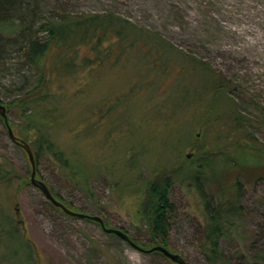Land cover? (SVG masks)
Wrapping results in <instances>:
<instances>
[{
  "label": "rangeland",
  "instance_id": "1",
  "mask_svg": "<svg viewBox=\"0 0 264 264\" xmlns=\"http://www.w3.org/2000/svg\"><path fill=\"white\" fill-rule=\"evenodd\" d=\"M20 1L34 4L41 15L113 11L136 25L157 30L224 76L229 87L235 89L230 98L234 109L245 116V131L264 146V0ZM35 24L29 26L30 31ZM14 56L8 54L7 63L0 66L3 103L34 81V72ZM138 67L105 64L92 72L82 70L74 78L61 79L65 99L57 102L59 114L53 112L48 133L67 159L82 163L86 178L82 182L69 180L55 162L43 155L38 157L34 170L38 179L77 211L98 215L105 226L124 230L132 241L150 245L152 240L139 204L142 181L158 169L182 165L183 157L194 153L192 144L201 146L214 141V135L202 127L206 119L203 107L208 99L187 112L185 104L173 101L181 95L182 85L191 87L194 77L190 72L173 67L170 75L158 73L146 78L159 85L157 91L164 88L162 95H168L174 105L167 122L166 117L158 118L156 108L161 96L151 89L148 93L140 82L128 87L136 82ZM174 72L179 74L175 79ZM75 89L80 94L71 96ZM223 100H219L222 109L229 104ZM6 117L13 134L20 137L22 133L13 128L21 120L16 109L6 110ZM42 121L47 123V119ZM176 138L183 145L181 151L172 152L168 145ZM131 154L133 157L128 158ZM3 159L6 168L11 166L15 173L29 179L26 158L8 139L0 121V160ZM242 160L249 158L242 156ZM257 174L264 171L244 172L242 180L248 182L241 190L238 229L219 239L228 264H250L248 259L264 263V177H255ZM176 175L169 188L174 215L166 248L179 254L185 264H206L193 241L201 222V199L191 180ZM14 185L15 180L9 187L0 186V212L11 218L31 242L32 253L41 264H170L158 253H142L117 236L103 232L96 222L61 213L30 183L17 192ZM0 223L5 225L6 221L0 217ZM3 240L5 251L10 253L14 247L9 244L13 241L8 240L19 239L6 236ZM24 255L23 250L17 253L18 259Z\"/></svg>",
  "mask_w": 264,
  "mask_h": 264
},
{
  "label": "trees",
  "instance_id": "2",
  "mask_svg": "<svg viewBox=\"0 0 264 264\" xmlns=\"http://www.w3.org/2000/svg\"><path fill=\"white\" fill-rule=\"evenodd\" d=\"M41 13L34 4L20 0H0V66L7 63L8 54L12 53L15 60L18 59L34 72L33 84L28 89L7 103H0L6 110L16 109L21 120L14 123L13 128L22 133L17 138L29 145L35 168L38 157L43 155L55 162L69 180L82 182L86 178L82 163L67 159L48 133L53 124L48 125V121L54 118L53 112H58L60 108L57 102L65 99L61 85L64 77L74 78L82 70L89 73L105 64L111 67L121 64L139 66L136 82L128 87H135L140 82L148 93L151 89L157 96H161L156 108L160 115L158 118L166 117L168 122L174 112V105L168 101V95H162L164 88L157 91L159 85L146 78H152L158 73L170 75L173 67L190 72L194 77L191 87L182 85L181 95L173 101L185 104L187 112L208 99L203 107L206 119L202 127L207 132H213L214 141H207L201 146L192 144L194 153L189 158L183 157L182 165L158 169L150 177L144 178L139 204L152 243L145 245L136 240L133 242L142 248L152 245L167 247L169 225L174 215L169 188L176 174H180L181 178L192 181L202 202L201 222L193 240L197 251L206 264H228L220 249L219 239L238 229L242 210L241 190L248 182L242 180V176L246 170L264 171V146L245 131V116L234 109L230 98L235 89L229 87L224 76L210 68L205 60L187 54L157 30L136 25L113 11ZM36 18H39L37 22ZM34 23L35 27L30 31L29 26ZM78 94L80 90L75 89L71 96ZM223 98V102H229L224 109L219 105V100ZM45 119L47 123L42 121ZM0 121L4 124L2 117ZM182 145L183 141L176 138L168 146L172 147V152H179ZM20 150L26 158L25 152ZM242 156L249 160H242ZM132 157L131 154L128 158ZM5 162V159L0 160V186L9 187L15 180L14 190L17 192L29 184L26 175L15 173L11 166L6 168ZM26 163L28 166L27 158ZM35 174L39 178L37 172ZM259 176L264 177V174L255 177ZM135 178L134 182L137 181ZM46 186L56 200L76 210L51 186ZM53 207L63 213L58 207ZM0 217L6 221L5 225L0 223V264H41L32 253L31 242L13 224V220L1 212ZM6 236L19 239L8 240L13 241L9 244L14 247L10 253L5 251L3 239ZM21 250L25 255L23 259H18L17 253ZM150 253L160 254L157 251ZM243 258L246 259V256L243 255ZM166 259L170 264H178ZM248 261L250 264H264L252 259Z\"/></svg>",
  "mask_w": 264,
  "mask_h": 264
},
{
  "label": "water",
  "instance_id": "3",
  "mask_svg": "<svg viewBox=\"0 0 264 264\" xmlns=\"http://www.w3.org/2000/svg\"><path fill=\"white\" fill-rule=\"evenodd\" d=\"M0 117H2V119H3L4 125H5V131H6L8 139L11 142H13L14 144L18 145L26 154V158H27V161H28V164L30 167V172H29V183H30V185L32 187L36 188L52 206L58 207L63 213H65L69 216H74V217H78V218H85V219L91 220L93 222H96L103 232L117 236L122 241H124L128 246H130V247H132V248H134V249H136L142 253H150L152 251H157L163 257L168 258L172 262H176L178 264H185L184 259L179 254L169 251L166 247H163L161 245H152L148 248L139 247L121 229L105 226L103 220L98 215L88 214V213L77 211V210H71V209L67 208L66 206H64L61 202L56 200L50 194L46 184L41 179H38L34 176L35 175V170H34L35 165H34V158H33V154L31 152V149L26 142H24L21 139H18L13 134L11 128L9 127V125L7 123L6 108L1 103H0Z\"/></svg>",
  "mask_w": 264,
  "mask_h": 264
}]
</instances>
